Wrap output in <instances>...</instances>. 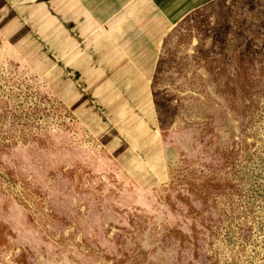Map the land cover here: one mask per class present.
Segmentation results:
<instances>
[{"label": "rangeland", "instance_id": "rangeland-1", "mask_svg": "<svg viewBox=\"0 0 264 264\" xmlns=\"http://www.w3.org/2000/svg\"><path fill=\"white\" fill-rule=\"evenodd\" d=\"M34 67L0 36V264H264V0L166 35L156 143Z\"/></svg>", "mask_w": 264, "mask_h": 264}, {"label": "crops", "instance_id": "crops-1", "mask_svg": "<svg viewBox=\"0 0 264 264\" xmlns=\"http://www.w3.org/2000/svg\"><path fill=\"white\" fill-rule=\"evenodd\" d=\"M214 1L0 0V36L67 104L85 95L148 145L157 142L151 81L165 37Z\"/></svg>", "mask_w": 264, "mask_h": 264}]
</instances>
